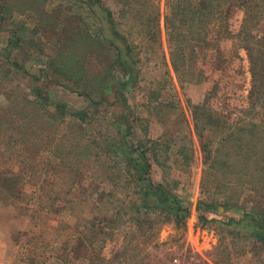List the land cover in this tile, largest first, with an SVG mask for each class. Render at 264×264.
<instances>
[{
	"label": "rangeland",
	"instance_id": "1",
	"mask_svg": "<svg viewBox=\"0 0 264 264\" xmlns=\"http://www.w3.org/2000/svg\"><path fill=\"white\" fill-rule=\"evenodd\" d=\"M34 1V7L27 8L30 0H9L10 17L0 26V172L6 179L0 190L9 194L0 195V264H115L114 255L123 251L132 264H162L182 253L199 264L264 263L262 247L247 230L237 227L231 236L219 222L225 217L237 219L251 209L264 210V18L251 32L261 41L248 38L245 42L255 53L256 77L245 49L233 36L213 39L219 52L215 46L199 50L192 67L177 74L170 63L162 17L159 31L147 32L156 7L162 14L164 0H133L127 10H120L115 0H103L119 29L130 33L136 46L137 81L123 90L125 106L116 101L118 72L108 69L111 57L88 34L80 45L73 44L77 34L84 36L85 26L77 25V17L92 25L85 10L72 8L67 0ZM122 11H127L124 18ZM243 16L231 10V33L238 32ZM11 28H20L24 37L23 50L14 54L25 71L6 77L1 50ZM55 37L64 38V43L51 44ZM32 40L37 44H25ZM56 53L78 60L87 90L94 88L97 74L103 75L111 87L104 93L106 101L96 108L90 101L97 103L99 97L92 94L88 101L74 89L52 82L47 63L57 59ZM32 85L50 103L86 110L87 123L67 117L59 127H50L46 113L52 108L33 107ZM192 106H203L206 112L198 121L203 140L195 131ZM123 112L131 115L136 139L161 144L159 162L152 160L151 176L169 183L190 207L183 229L151 211L142 216L158 220L142 234L128 221L136 215L128 210L129 204L139 202L134 185L120 182L115 187L108 182L106 176L115 172L117 162L105 150L109 142L120 141L116 131L120 128L111 122ZM84 145L97 157L88 154ZM203 145L208 146V155ZM177 151L185 153L186 161ZM199 199L218 205L217 213L201 210L200 215L195 209ZM95 217H115L114 237L103 242L93 237L92 247L74 255L71 250L77 248L79 226ZM2 252L9 262H1Z\"/></svg>",
	"mask_w": 264,
	"mask_h": 264
},
{
	"label": "trees",
	"instance_id": "2",
	"mask_svg": "<svg viewBox=\"0 0 264 264\" xmlns=\"http://www.w3.org/2000/svg\"><path fill=\"white\" fill-rule=\"evenodd\" d=\"M8 1L9 0H0V26L10 17L12 9L8 7ZM67 2L70 3L72 8H78L81 12L85 10L86 20L92 21V25H87L80 15L77 17V25L79 26L82 23L85 26V28L82 29L84 31V36L77 34L73 44L76 43V45H80L79 42L83 39L82 37L85 39L89 37L93 38V42L111 57L108 69L118 72V87L114 90L116 101L120 99L119 101L125 103V106H127L125 92L123 93V90L129 84L133 85V83L137 81V71L139 70L137 67L136 46L134 42L130 40L132 35L122 32V29H119L121 25L116 22L113 11L110 7L106 6L105 1L67 0ZM115 2L117 5L121 6L120 10H127V8L132 7L131 4L133 0H115ZM35 4L34 0H30V6L26 7L33 8ZM232 9H237L244 15L240 28L235 34L231 33L228 25V16ZM126 12L127 11H122L120 15L124 18L127 15ZM74 16L75 13L72 15V20ZM160 17L163 19L170 63L177 74L182 73L184 69L187 70L192 67L199 50L215 46L216 52H219V48L213 44V39L219 40L224 37L233 36L232 38H234V40L240 42L238 45L245 49L249 60L250 71L253 78L256 77L255 70L257 68V61L254 58L255 53L249 46L251 44L250 42L259 43L261 41H257V39L252 36L251 32L253 33L258 21L264 18V0H164L162 14H160L159 8L156 7L151 21V27L149 30L147 29V32H153V29L156 30V33L159 31L158 19ZM92 28L95 30L94 33L90 31ZM8 32L9 37L7 38L6 45L1 50V56L3 55L4 58L2 65L6 66L2 75L6 77L9 74L24 73L25 71L23 61L20 62L16 58V53L19 50H23L21 40L24 37H21L22 33L20 32V28H11ZM87 34L89 37H87ZM248 38H250L251 41L245 43ZM56 40L55 37L51 44L56 42L55 45L57 46L64 41V38ZM25 44L32 47L37 43L32 40ZM14 52L16 53L14 54ZM20 52L21 51L18 53ZM26 56L28 57V55ZM56 56L60 58L51 59V63L50 61L47 63V65L51 67L52 82L69 90L74 89L88 101H90L89 98L92 94L99 97L97 103L93 100L90 101L91 105L93 104L96 108L106 101V97H103L104 93L108 88L111 89V87L109 82L103 80V75L97 74L96 78L92 80L95 82L93 85L94 88H89V90H87L88 88L82 85L85 75L83 74V67L79 64L78 60L72 59V57L69 58L57 55V53ZM30 91V93L35 96L33 101L29 100L34 108L38 107L43 110L45 107L51 106V112L46 113L49 118L48 120H51L50 127H59L58 125L64 122L67 117L74 118L81 123H87L88 113L86 110L74 111L66 104L52 100L50 103L48 99L41 95V90L34 85L30 86ZM126 108L129 109L128 107ZM191 112L198 137H204L202 127L198 123L200 117L206 114L204 107L192 106ZM126 113L127 112H123L115 116L111 122L112 125L120 128L119 131L116 129L120 134V141L118 143L109 142L110 144H107L105 150L106 154L112 156V158L114 157L113 159L117 162V165H115L116 167L113 168L115 172L111 173L109 177L107 175V180L113 183L115 187L118 186L120 182L122 184L125 182L124 185H127V187L131 184L134 185L139 202L138 204H129L128 210L132 212L135 211L136 215H130L128 221L136 225L137 230L142 234L145 233V228H153L158 220L145 218L150 215L151 211L158 212L157 214L159 215L155 216H164L165 221L173 223L178 229H183L185 221L190 214V207L182 197L171 189L169 183L156 182L151 176L152 160L156 163L159 162L160 151L158 146L161 144L150 141L149 139L146 141H142L139 138L136 139V136H134L136 134L133 131L134 122L130 119L131 115ZM205 119L208 122L211 120L209 115L205 117ZM20 128H23L22 125H20ZM79 128L80 126H78V129ZM80 130H83V128L81 127ZM4 151L7 150L5 149ZM85 151L95 157L98 155V153H92V150L86 146ZM203 152L208 155L207 145H203ZM177 155L182 160L186 161V156L183 151H177ZM262 159V171H264V154ZM3 174L4 173L0 172V184L6 180L2 178ZM205 186V180L203 178V193L207 191V187ZM126 188L124 187V189ZM0 195L9 197V194L2 190H0ZM100 196H102V193H100ZM228 204L229 203L226 201L223 202V208L227 209L226 207ZM217 206L218 205L215 203H207V201L199 199L195 209L200 215H203L201 210L217 213ZM121 209L122 207H119L118 210ZM119 212L120 211H117V214ZM241 214L242 215L237 219L234 217H225L219 222L222 226L228 228L231 236H233L232 232H234L237 227L241 230H247L249 235L255 240V243L260 244L264 251V210L260 209L257 211L256 209H251L249 212H241ZM115 217L107 220L95 217L91 220L84 221L80 226L78 225L81 228L76 242V249L78 250L73 249L71 253L77 255L78 252H81V248L83 250H88L95 242L92 239L93 237L98 238L101 242L112 239L117 223ZM200 217L203 218V220H207L204 219L203 216ZM64 251L68 250L65 249ZM68 252H70V250ZM125 257L126 253L124 251L114 255V258L120 264L133 263L132 260L125 259Z\"/></svg>",
	"mask_w": 264,
	"mask_h": 264
},
{
	"label": "built area",
	"instance_id": "3",
	"mask_svg": "<svg viewBox=\"0 0 264 264\" xmlns=\"http://www.w3.org/2000/svg\"><path fill=\"white\" fill-rule=\"evenodd\" d=\"M162 264H199L195 259L189 254H176L171 258L165 260Z\"/></svg>",
	"mask_w": 264,
	"mask_h": 264
},
{
	"label": "crops",
	"instance_id": "4",
	"mask_svg": "<svg viewBox=\"0 0 264 264\" xmlns=\"http://www.w3.org/2000/svg\"><path fill=\"white\" fill-rule=\"evenodd\" d=\"M8 258H9V257H8ZM8 258H7V259H8ZM10 260H11V259H10ZM10 260H7V261H6V254H5L4 252H2V260H1V262H3V263H4L5 261H6V262H9Z\"/></svg>",
	"mask_w": 264,
	"mask_h": 264
}]
</instances>
